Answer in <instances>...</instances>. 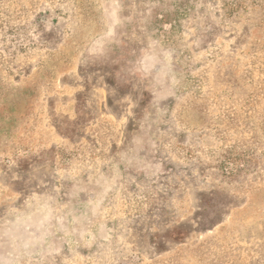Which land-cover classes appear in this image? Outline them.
I'll return each mask as SVG.
<instances>
[{"label":"rangeland","instance_id":"obj_1","mask_svg":"<svg viewBox=\"0 0 264 264\" xmlns=\"http://www.w3.org/2000/svg\"><path fill=\"white\" fill-rule=\"evenodd\" d=\"M0 264H264V0H0Z\"/></svg>","mask_w":264,"mask_h":264}]
</instances>
